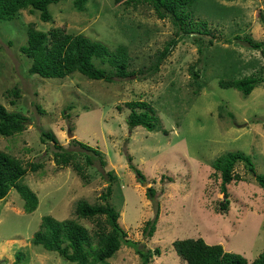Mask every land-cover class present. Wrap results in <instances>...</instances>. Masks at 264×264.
<instances>
[{
	"label": "rangeland",
	"instance_id": "1",
	"mask_svg": "<svg viewBox=\"0 0 264 264\" xmlns=\"http://www.w3.org/2000/svg\"><path fill=\"white\" fill-rule=\"evenodd\" d=\"M199 2L195 19L207 21L211 35L203 39L214 41L202 54L194 36L178 32L169 18L159 19L151 6L125 0H87L83 11L76 9L74 0H63L49 6L50 21L27 8L0 23V102L29 118L23 132L0 135V150L28 167L33 162L43 165L36 172L29 170L23 180L38 196L35 211H25V200L15 188L0 200V264H78L33 244L32 238L43 217L50 215L78 221L95 244L98 225L79 218L76 206L82 200L105 203L101 195L110 185L107 202L119 211L118 221L128 238L141 248L160 250L150 264H187L173 246L185 238L222 244L249 264L264 252V188L240 162L235 173L242 180L227 184L226 198L222 177L212 165L220 155L240 150L251 157L256 172L264 174V82L247 96L219 83L221 78L250 75L264 65L260 51L236 38L264 40V0ZM32 23L46 32L60 27L84 34L112 51L126 45L129 70L135 73L113 81L89 79L79 72L66 78L30 74L32 60L20 47L27 43ZM172 39L177 44L155 69L157 56ZM95 62L112 69L109 63ZM193 70L199 71L198 80ZM197 83L202 84L199 91ZM132 101L147 103L137 110H150L157 117L155 130L129 127L127 103ZM43 131H52L77 153L86 178L70 165L56 164V149L51 141H42ZM74 140L98 148L105 164ZM87 154L94 156L93 165L86 164ZM130 164L142 171L147 185ZM149 187L156 189L154 200L147 197ZM226 199L229 210L218 212ZM157 207L156 230L149 237L144 228ZM109 261L142 264L136 249L126 244Z\"/></svg>",
	"mask_w": 264,
	"mask_h": 264
},
{
	"label": "trees",
	"instance_id": "2",
	"mask_svg": "<svg viewBox=\"0 0 264 264\" xmlns=\"http://www.w3.org/2000/svg\"><path fill=\"white\" fill-rule=\"evenodd\" d=\"M63 0H0V23L13 19L16 14L27 8L40 11L43 21H50L52 16L49 6ZM121 2L124 0H115ZM125 2L135 5L147 4L152 7L159 19L169 18L178 32L188 36L193 35L194 42L199 45L202 54L206 45H214L213 37L206 43L204 35H211L206 20L195 19V9L199 0H125ZM87 0H74L77 10L85 9ZM27 43L20 47L21 52L32 60L29 68L30 74H37L43 78H66L75 72H79L89 79L113 81L114 77L125 78L135 73L130 71V54L126 45H119L112 51L101 41L93 40L84 34H72L60 27L43 31L36 28L32 23L27 31ZM241 41L248 48L258 50L264 59V40L256 41L245 36ZM177 39H172L165 46L164 50L157 56L155 69L163 59L171 53L177 44ZM99 59L102 63H109L111 70L99 66L95 61ZM192 75L198 80L200 73L193 70ZM264 82V65L259 70L243 77H233L229 79L221 78L220 85L223 88H235L244 95H249L261 83ZM198 84V91L202 84ZM196 91V92H198ZM16 97L19 96L17 89L12 91ZM12 104H16L14 99ZM131 113L127 120L130 128L142 126L149 131L157 127V117L151 114L150 110H137V107L147 106L143 101L128 102ZM231 116L233 114L229 113ZM29 118L21 112L10 111L0 102V135L12 136L23 132L28 124ZM43 142L51 141L56 151L54 160L58 166H72L82 177L86 178L85 166L78 162L77 153L63 146L57 136L52 131H43L41 135ZM86 151L99 156L102 165L105 161L102 152L79 140H74ZM242 162L246 169L254 176L255 180L264 188V174H258L251 157L243 151H229L213 161V167L222 177L221 189L228 198L227 184L233 180H242V175L235 173V167ZM86 164H94V156L86 155ZM43 165L41 163H31L30 167L24 162L4 151L0 150V200L4 199L9 192L15 188L25 200V211L32 213L36 210L39 200L36 193L25 183L24 178L29 170L36 172ZM130 168L135 172L139 181L145 179V175L135 165L130 164ZM111 179L116 180L109 172ZM112 192V186L108 187L107 193H103L102 199L105 203L91 204L86 200L79 201L76 206V214L79 218H85L96 222L98 230L96 241L88 229L74 219L57 220L54 217L44 216L40 229L34 234L32 242L35 245H42L45 249L56 251L68 261L78 264H113L109 259L121 248L122 245L133 246L140 255L142 264H150L154 254H159V249H149L139 247V243L128 238V233L120 223L119 211L109 204L108 198ZM156 189L149 187L147 197L155 199ZM230 200L221 202L218 212L229 210ZM159 217V208L154 219L147 221L144 228L145 235L152 237L156 230V223ZM103 218V219H102ZM177 254L187 262V264H249L248 260L241 254L226 251L222 244H208L203 238L177 239L173 242ZM17 260L21 256L17 255ZM251 264H264V252L261 253Z\"/></svg>",
	"mask_w": 264,
	"mask_h": 264
},
{
	"label": "water",
	"instance_id": "3",
	"mask_svg": "<svg viewBox=\"0 0 264 264\" xmlns=\"http://www.w3.org/2000/svg\"><path fill=\"white\" fill-rule=\"evenodd\" d=\"M143 185H147V181L146 180H142L141 182Z\"/></svg>",
	"mask_w": 264,
	"mask_h": 264
}]
</instances>
